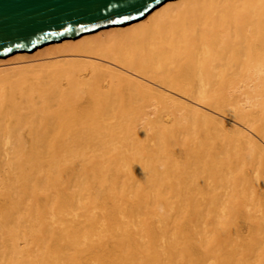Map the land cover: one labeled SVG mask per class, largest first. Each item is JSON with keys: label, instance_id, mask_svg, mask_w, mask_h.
Instances as JSON below:
<instances>
[{"label": "bare ground", "instance_id": "obj_1", "mask_svg": "<svg viewBox=\"0 0 264 264\" xmlns=\"http://www.w3.org/2000/svg\"><path fill=\"white\" fill-rule=\"evenodd\" d=\"M0 264H264V0L0 56Z\"/></svg>", "mask_w": 264, "mask_h": 264}, {"label": "water", "instance_id": "obj_2", "mask_svg": "<svg viewBox=\"0 0 264 264\" xmlns=\"http://www.w3.org/2000/svg\"><path fill=\"white\" fill-rule=\"evenodd\" d=\"M166 0H0V56L134 21Z\"/></svg>", "mask_w": 264, "mask_h": 264}]
</instances>
